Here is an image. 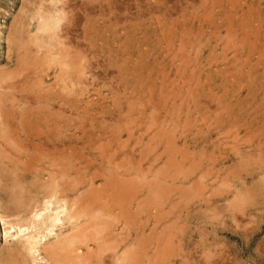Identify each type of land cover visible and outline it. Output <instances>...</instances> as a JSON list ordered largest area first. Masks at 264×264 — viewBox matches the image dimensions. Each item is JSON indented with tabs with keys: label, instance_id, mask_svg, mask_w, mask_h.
<instances>
[{
	"label": "rangeland",
	"instance_id": "obj_1",
	"mask_svg": "<svg viewBox=\"0 0 264 264\" xmlns=\"http://www.w3.org/2000/svg\"><path fill=\"white\" fill-rule=\"evenodd\" d=\"M47 16L60 23L48 34ZM0 97V264H34L17 228L53 181L59 201L35 223L58 210L64 224L42 246L75 236L83 264H264V0H0ZM19 118L23 137L56 138L55 153L26 142L17 161ZM39 224L29 233L45 234Z\"/></svg>",
	"mask_w": 264,
	"mask_h": 264
},
{
	"label": "bare ground",
	"instance_id": "obj_2",
	"mask_svg": "<svg viewBox=\"0 0 264 264\" xmlns=\"http://www.w3.org/2000/svg\"><path fill=\"white\" fill-rule=\"evenodd\" d=\"M105 1H107V0H105ZM138 1V0H137ZM51 2H52V0H51ZM56 2V1H55ZM58 3V2H57ZM163 3V2H162ZM56 4V3H55ZM100 5H101V3H100ZM100 5H98L99 7H101ZM109 5V4H108ZM140 5V4H139ZM143 5V4H142ZM164 5V4H163ZM52 6V5H51ZM138 6V5H137ZM52 7H55V6H52ZM57 7V6H56ZM98 7V10L100 9ZM38 8V7H37ZM36 8V9H37ZM39 9V8H38ZM44 9V8H43ZM47 9V8H46ZM46 9H44V11H46ZM55 9V8H54ZM107 9V8H106ZM42 10V9H41ZM40 10V11H41ZM49 10V9H48ZM47 10V11H48ZM59 10H62V9H59ZM63 10H65V9H63ZM102 10V9H101ZM38 11V10H37ZM46 11V12H47ZM52 11V10H51ZM107 11H108V13H109V7H108V9H107ZM128 11V10H127ZM153 11V10H152ZM39 12V11H38ZM62 12V11H61ZM88 12V11H87ZM87 12H86V9H85V13L87 14ZM103 12V11H102ZM41 13H43V12H41ZM51 13H53V12H51ZM57 13V12H56ZM56 13H55V15H56ZM70 13V12H69ZM89 13V12H88ZM132 13V12H131ZM37 14V13H36ZM47 14H49V13H47ZM59 14V13H58ZM64 14V13H63ZM99 14V13H98ZM31 15V14H30ZM35 15V14H34ZM45 15V14H44ZM41 16V15H40ZM39 16V17H40ZM46 16V15H45ZM57 16V15H56ZM56 16H54V17H56ZM58 16H60V14L58 15ZM87 16H88V14H87ZM98 16H100V14L98 15ZM31 17V16H30ZM34 17V16H33ZM37 17V16H36ZM48 17L49 16H47V18H46V20H45V18H44V20H43V17L41 18L42 20H43V22L41 23V25L39 26V30L40 31H46V33H47V30H49L48 31V33L51 31V29H53L54 27H55V25L56 24H59L60 25V23H58V19L57 18H51V20H50V18L48 19ZM65 16H63V18H64ZM89 17H91V16H89ZM101 18H104V13H103V17L102 16H100ZM109 17V16H108ZM126 17H127V14H126ZM125 17V18H126ZM32 18V17H31ZM30 18V19H31ZM60 18V17H59ZM96 18H98V17H96ZM128 18V17H127ZM126 18V19H127ZM35 19V18H34ZM40 19V18H39ZM40 19V20H41ZM88 19V18H87ZM93 19H95V18H93ZM114 19V18H113ZM27 20H29V19H27ZM38 21V22H41V21ZM61 20H63L62 18H61ZM61 20H59V21H61ZM104 20V19H103ZM110 20V19H109ZM125 20V19H124ZM123 20V21H124ZM128 20V19H127ZM34 21V20H33ZM89 21V20H88ZM91 21V20H90ZM98 21H99V19H98ZM108 21V20H107ZM117 21H120V18H119V20H118V18H117ZM29 23V22H28ZM31 23V22H30ZM35 23H37V21L35 22ZM87 23V22H86ZM94 23V22H93ZM95 23H97V22H95ZM100 23H102V21L100 22ZM105 23V22H104ZM119 23V22H118ZM124 23H126V20L124 21ZM123 23V24H124ZM63 24V23H62ZM65 24V23H64ZM89 24H92V23H89ZM59 25H57V26H59ZM86 25V24H85ZM102 25V24H101ZM104 25V24H103ZM32 26V25H31ZM35 26V25H34ZM69 26V25H68ZM87 26V25H86ZM92 26V25H91ZM90 26V27H91ZM98 26V25H97ZM123 26V25H122ZM36 27V26H35ZM34 27V28H35ZM89 27V26H88ZM61 28V27H60ZM83 28H86V27H83ZM92 28V27H91ZM96 28V27H95ZM98 28V27H97ZM96 28V29H97ZM56 29H58L57 27H56ZM65 29V28H64ZM15 30H17V26H16V29ZM87 30V29H86ZM92 30H93V28H92ZM28 31V30H27ZM32 31V30H31ZM34 31V30H33ZM32 31V32H33ZM40 31H38V32H40ZM54 31V30H53ZM53 31H52V33H53ZM56 32H57V30H55ZM85 31V30H84ZM31 32V33H32ZM89 32H90V30H89ZM12 33V32H11ZM45 33V32H44ZM47 33V34H48ZM52 33H51V35H52ZM28 34H29V32H28ZM34 34V33H33ZM54 34V33H53ZM56 34V33H55ZM94 34V33H93ZM41 35V34H40ZM40 35H39V37H40ZM46 35V34H45ZM57 35H58V33H57ZM85 35H87V33L85 34ZM29 36V35H28ZM34 36H35V34H34ZM42 36V35H41ZM88 36V35H87ZM93 36V35H92ZM36 37H38V36H36ZM49 37V36H48ZM47 37V35H46V38H48ZM55 37V36H54ZM11 38V37H10ZM45 38V37H44ZM51 38V37H50ZM53 38V37H52ZM62 38V37H61ZM90 38V37H89ZM94 38V37H93ZM92 38V39H93ZM13 39V38H12ZM54 39V38H53ZM55 39H56V37H55ZM96 39V38H95ZM44 40V39H43ZM51 40V39H50ZM62 40V39H61ZM60 40V41H61ZM86 41H88L87 40V38H86ZM53 42V41H52ZM56 42V41H55ZM34 43V42H33ZM38 43V42H37ZM62 43V42H61ZM91 43H92V40H91ZM8 44V43H7ZM14 44V43H13ZM39 44V43H38ZM17 45V44H16ZM93 45V44H92ZM10 46H11V44H10ZM14 46V45H13ZM64 46V45H63ZM74 46V45H73ZM9 47V46H8ZM35 48V47H34ZM64 49V48H63ZM80 49V48H79ZM120 49H121V47H120ZM58 51H59V49H57ZM98 51V50H97ZM11 52V51H10ZM16 52V51H15ZM57 52V51H56ZM64 52V51H63ZM85 52V51H84ZM90 52V51H89ZM106 52V51H105ZM8 55H10V54H8ZM55 56V55H54ZM11 57V56H10ZM112 57V56H111ZM16 58V57H15ZM20 58V57H19ZM8 59V58H7ZM81 59V58H80ZM109 59V58H108ZM64 60H66V59H64ZM109 60H111V59H109ZM123 60H125V59H123ZM18 61V60H17ZM11 62V61H10ZM111 62V61H110ZM109 62V63H110ZM16 63V62H15ZM69 63V62H68ZM71 63V62H70ZM82 63V62H81ZM108 63V64H109ZM127 63V62H126ZM73 64V63H72ZM86 64V63H85ZM113 64H115L114 62H113ZM117 64V63H116ZM74 65H78V64H74ZM111 65V64H110ZM62 66V65H61ZM65 66V65H64ZM63 67V66H62ZM66 67V66H65ZM78 67L80 68V66L78 65ZM88 67V66H87ZM120 67V66H119ZM122 67H124L125 68V66L123 65ZM133 68V67H132ZM88 69V68H87ZM90 69V68H89ZM121 70V69H120ZM123 70V69H122ZM78 71V70H77ZM82 71V70H81ZM5 72V71H4ZM66 72V71H65ZM67 73V72H66ZM2 74V73H1ZM4 75V74H3ZM2 75V76H3ZM7 75H9V74H7ZM12 75V74H11ZM13 76V75H12ZM27 76V75H26ZM69 79H70V76H67ZM80 77V76H79ZM5 78V77H4ZM121 78V77H120ZM37 79V78H36ZM39 79V78H38ZM73 79V78H72ZM32 80V79H31ZM77 80H79V79H77ZM10 81V80H9ZM72 81V80H71ZM70 81V82H71ZM2 82V81H1ZM19 81H17V83H18ZM24 82V81H23ZM39 82V81H38ZM43 82V81H42ZM60 82V81H59ZM78 82V81H77ZM32 83V82H31ZM74 83V82H73ZM80 83V82H79ZM7 85H8V83H6ZM30 84V83H29ZM33 84H34V82H33ZM63 84V83H62ZM74 84H76V83H74ZM4 85V84H3ZM13 85V84H12ZM71 85H72V82H71ZM85 85V84H84ZM25 86V85H24ZM62 86V85H61ZM81 86V85H80ZM79 85L78 86H76L77 87V90H78V87H80ZM1 87H2V85H1ZM31 87H33V86H31ZM71 87V86H70ZM75 87V88H76ZM87 87V86H86ZM85 87V88H86ZM30 88V87H29ZM62 88V87H61ZM11 89V88H10ZM16 89H17V87H16ZM28 89V88H27ZM37 89H39V88H37ZM37 89H35V90H37ZM42 89V88H41ZM70 89V88H69ZM68 89V90H69ZM72 89V88H71ZM81 89H83V88H81ZM24 90V89H23ZM22 90V91H23ZM61 90V89H60ZM73 90V89H72ZM2 91H3V89H2ZM16 91V90H15ZM25 91V90H24ZM23 91V92H24ZM29 91V90H28ZM32 91V90H31ZM42 91V90H41ZM62 91V90H61ZM6 92V91H5ZM11 92H13V91H11ZM18 92V91H17ZM33 92V91H32ZM53 92V91H52ZM51 92V93H52ZM57 92V91H56ZM74 92V91H73ZM76 92V91H75ZM78 92V91H77ZM83 92V91H82ZM88 92V91H87ZM28 93H30V91L28 92ZM34 93V92H33ZM33 93H32V97L34 96V95H38V93L36 92V94L34 93V95H33ZM41 93V92H40ZM39 93V94H40ZM54 93V92H53ZM89 93L90 92H88V95H89ZM20 94H21V92H20ZM49 94V93H48ZM48 94H46L47 96H48ZM59 93L57 92V95H58ZM64 94V93H63ZM78 94V93H77ZM84 94V93H83ZM43 95V93L41 94V96ZM53 95V94H52ZM56 95V94H55ZM65 95H67L68 97H72L73 95H71V96H69L68 94H64V96ZM5 96V95H4ZM18 96V95H17ZM59 97L61 96V95H58ZM57 96V98H59ZM7 97V96H6ZM13 97V96H12ZM16 97V96H15ZM20 97H23V96H20ZM38 97H40V96H38ZM46 97V96H45ZM48 97H52V96H48ZM47 97V98H48ZM67 97V98H68ZM75 97V96H74ZM101 96H99V98H100ZM1 99H0V124L3 126V125H6V124H8V118H6V116L4 115V113H1V112H3L2 110H3V100H2V97H0ZM8 98V97H7ZM19 98V97H18ZM33 98H35V96L33 97ZM53 98V97H52ZM63 98V96H61V99ZM65 98V100H66V97H64ZM78 98V97H77ZM104 98H106V96L104 97ZM9 99V98H8ZM46 99V98H45ZM69 99V98H68ZM72 99H74V100H77V99H75V98H73L72 97ZM102 99V98H101ZM100 99V100H101ZM14 100V99H13ZM22 100V99H21ZM51 100V99H50ZM71 100V99H70ZM69 100V101H70ZM73 100V101H74ZM79 100V99H78ZM95 100H97V98L95 99ZM26 101H28V100H26ZM59 101V100H58ZM63 101V100H62ZM68 101V100H67ZM83 101V100H82ZM201 101V100H200ZM21 103H22V101H20ZM35 102V101H34ZM87 102V101H86ZM90 102V101H89ZM99 102H101V101H99ZM99 102H97V105H98V103ZM9 103V102H8ZM25 103V102H24ZM35 103H39V102H35ZM66 103V102H65ZM91 103V102H90ZM41 103H39V105H40ZM45 104V103H44ZM48 104V103H47ZM52 104H54V103H52ZM67 104H68V102H67ZM75 104H77V103H75ZM79 104V103H78ZM106 104V103H105ZM131 104V103H130ZM10 105V104H9ZM23 105V104H22ZM36 105V104H35ZM46 105V104H45ZM55 105V104H54ZM58 105V104H57ZM65 104H63V106H64ZM71 105H72V103H71ZM70 105V106H71ZM89 105V104H88ZM100 105V104H99ZM98 105V106H99ZM104 105V103H102V106ZM25 106H26V104H25ZM42 106V105H41ZM40 106V107H41ZM77 106V105H76ZM80 106H81V104H80ZM106 106V105H105ZM9 107V106H8ZM48 107H50V106H48ZM73 107H74V105H73ZM93 107V106H92ZM91 107V108H92ZM100 107V106H99ZM109 107V106H108ZM207 107V106H206ZM28 108V107H27ZM37 108H39V106L37 107ZM61 108V107H60ZM64 108H67V107H65L64 106ZM75 108V107H74ZM73 108V109H74ZM87 108H88V106H87ZM22 109V108H21ZM29 109H30V107H29ZM28 109V110H29ZM58 109V108H57ZM78 109V108H77ZM34 110V109H33ZM37 110H39V109H36V111ZM52 111V110H54V109H49V111ZM64 110V109H63ZM93 110V109H92ZM99 110V109H98ZM9 111V110H8ZM21 111V110H20ZM45 111H46V109H45ZM55 111H56V113H57V111H59V110H56L55 109ZM70 111V110H69ZM90 111V110H89ZM35 112V111H34ZM40 112H41V109H40ZM54 112V111H53ZM60 112V111H59ZM71 112V111H70ZM82 112H83V110H82ZM101 112H102V107H101ZM20 113V112H19ZM24 113H26V112H24ZM24 113H21V114H24ZM31 113V112H30ZM49 113V112H48ZM52 113V112H51ZM74 113V112H73ZM78 113H80V112H78ZM3 114V115H2ZM13 114V113H12ZM18 114V113H17ZM33 114V113H32ZM37 114V113H36ZM58 114V113H57ZM64 114V113H63ZM86 114H87V112H86ZM116 114V113H115ZM26 115V114H25ZM39 115V114H38ZM49 115H51V114H49ZM53 115H55V114H53ZM69 115V114H68ZM72 115V114H71ZM82 115H84V114H82ZM88 115H89V113H88ZM24 116V115H23ZM65 116V115H64ZM116 116V115H115ZM8 117V116H7ZM37 117V116H36ZM35 117V118H36ZM44 117V116H43ZM69 117V116H68ZM73 117V116H72ZM79 117H81V116H79ZM84 117V116H83ZM86 117V116H85ZM84 117V118H85ZM90 117V116H89ZM88 117V119H90ZM91 117H92V114H91ZM11 118H13V116L11 117ZM33 118V117H32ZM39 118V117H38ZM55 118V117H54ZM24 119V118H23ZM81 119V118H80ZM79 119V120H80ZM95 119H96V115H95ZM59 120V119H58ZM67 120V119H66ZM79 120H77V121H79ZM91 120V119H90ZM116 120V119H115ZM3 121V122H2ZM11 121V120H10ZM24 121V120H23ZM23 121H22V118H19L18 119V122H17V126H16V128L18 129V136H17V138H16V144L18 145V147H19V152L16 154V155H14V157H16V159H17V161H20L21 160V158L24 156V150H25V148H24V146L23 145H26V142L28 143V142H30L33 146H32V150L34 151V152H36V153H38V154H41L43 151H47V147H48V145L50 144L51 145V149H52V152L53 153H55V151H53V150H56V144H57V139L56 138H41V137H36V136H25V134H24V136L25 137H23L22 136V132H23ZM72 121V120H71ZM83 121H88V120H83ZM82 121V122H83ZM97 121V120H96ZM42 122V121H41ZM67 122H68V120H67ZM12 123V122H11ZM36 123V122H35ZM47 123V122H46ZM52 123H53V121H52ZM60 123V122H59ZM13 124V123H12ZM15 124V123H14ZM26 124H27V122H26ZM45 124V123H44ZM49 124V123H48ZM51 124V123H50ZM55 124H56V121H55ZM76 124H77V122H76ZM75 124V125H76ZM78 124H80V122L78 123ZM90 124V121H89V123H88V125ZM94 124V123H93ZM0 125V127H2ZM10 125V124H9ZM46 126V125H45ZM48 126V125H47ZM50 126V125H49ZM63 126V125H62ZM115 126H116V124H115ZM13 127H15V126H13ZM76 127V126H75ZM83 127V126H82ZM81 127V128H82ZM42 128V127H41ZM3 129V128H2ZM48 129V128H47ZM56 129V128H55ZM83 129V128H82ZM46 130V129H45ZM52 130V129H51ZM74 130V129H73ZM86 131H87V129H85ZM2 131V130H1ZM50 130H48V132H49ZM65 131V130H64ZM69 131V130H68ZM81 131V130H80ZM84 131V130H83ZM4 132V131H3ZM71 132V131H70ZM73 132V131H72ZM85 132V131H84ZM13 133V132H12ZM17 133V132H16ZM40 133V132H39ZM42 133V132H41ZM52 133H53V131H52ZM51 133V134H52ZM58 133V132H57ZM61 133V132H60ZM65 133H66V131H65ZM69 133V132H68ZM130 133V132H129ZM62 134V133H61ZM131 134V133H130ZM7 135V134H6ZM13 135V134H12ZM11 135V136H12ZM45 136L47 135V134H44ZM66 135V134H65ZM69 135V134H68ZM86 135V133H84V135L83 136H85ZM48 136V135H47ZM76 136H78V133H77V135ZM3 137H5V135L3 136ZM14 137H15V135H14ZM50 137V136H49ZM55 137V136H54ZM68 137V136H67ZM74 137V136H73ZM79 138H80V136H78ZM63 138V137H62ZM81 138H83V137H81ZM80 138V139H81ZM98 138V137H97ZM96 138V139H97ZM84 139V138H83ZM83 139H82V141H83ZM66 140H67V138H66ZM68 140H69V137H68ZM75 140V139H74ZM79 140V139H78ZM107 141V140H106ZM25 142V143H24ZM59 142L61 143V153H62V155L66 158V160H70V157L72 156V150H71V148H70V146L68 147V144H66L62 139H59ZM76 142H78V141H76ZM29 143V144H30ZM107 144V143H106ZM69 145H71V143H69ZM99 145V144H98ZM105 144H103V146H104ZM108 145V144H107ZM1 146V145H0ZM9 146V145H8ZM31 146V145H30ZM77 146V145H76ZM79 146V145H78ZM102 146V147H103ZM121 146V145H120ZM123 146V145H122ZM14 147H15V145H14ZM27 147V146H26ZM72 147L74 148V146L72 145ZM101 147V146H100ZM28 149H29V147H27ZM104 148H105V146H104ZM76 149V148H75ZM85 150V149H84ZM107 150V149H106ZM10 151V150H9ZM12 151V150H11ZM74 151V150H73ZM77 151V150H76ZM15 152V151H14ZM86 152V151H85ZM27 153V152H26ZM36 153H34V155H36ZM8 154V153H7ZM15 154V153H14ZM79 154H81V153H79ZM33 154H31L29 157L31 158V159H34L36 156H34ZM52 155V154H51ZM85 155V154H84ZM7 156V155H6ZM27 156V155H26ZM81 156V155H80ZM51 157V156H50ZM59 157V156H58ZM79 157V156H78ZM86 157V156H85ZM84 157V159H86ZM5 158V157H4ZM11 159V158H10ZM77 159V158H76ZM8 160V159H7ZM16 161V162H17ZM22 161H23V159H22ZM29 161V160H28ZM56 161V160H55ZM79 161V160H78ZM8 162H10V161H8ZM79 162H81V161H79ZM71 163V162H70ZM116 163V162H115ZM12 164V163H11ZM78 164V163H77ZM80 164V163H79ZM86 164V163H85ZM59 165V164H58ZM89 165V164H88ZM88 165H87V168L86 169H88ZM5 167H7V164L6 165H4ZM16 166V165H15ZM28 166H29V164H28ZM73 166V165H72ZM79 166V165H78ZM82 166V165H81ZM12 167H13V165H12ZM11 167V168H12ZM17 167V166H16ZM54 167H55V165H54ZM75 167V166H74ZM83 168L84 167H86V166H82ZM90 167V166H89ZM13 168H15V167H13ZM29 168H30V166H29ZM80 168V167H79ZM78 168V169H79ZM20 169V168H19ZM31 169V168H30ZM32 169H34V168H32ZM60 169V168H59ZM72 169V168H71ZM77 169V170H78ZM11 170V169H10ZM17 170V169H16ZM28 170V169H27ZM27 170H24V171H27ZM77 170H75L76 171V173L75 174H78L79 172L77 171ZM81 170V169H80ZM38 171V170H37ZM36 171V172H37ZM60 171V170H59ZM82 171V170H81ZM86 172H87V170H85ZM89 171V170H88ZM14 172H16V171H14ZM21 172H23V170H21ZM30 172V171H29ZM40 172V171H39ZM38 173V172H37ZM62 173V172H61ZM67 173V172H66ZM23 174V173H22ZM25 174V173H24ZM33 174V173H32ZM47 174V173H46ZM68 174H69V172H68ZM84 175L86 174V173H83ZM42 175V174H41ZM45 175V174H44ZM54 175V174H53ZM24 176V175H23ZM49 176V175H48ZM57 176V175H56ZM78 175H76V177H77ZM22 177V176H21ZM25 177V176H24ZM46 177V176H45ZM74 177H75V175H74ZM73 177V180L75 179V181L74 182H76V178H74ZM86 177V176H85ZM54 178V177H53ZM56 178V177H55ZM78 178V177H77ZM84 178V177H83ZM83 178L81 179L82 180V184L84 185V183H83ZM22 179H23V177H22ZM40 179V178H39ZM42 179V178H41ZM40 179V180H41ZM65 179H67L66 177H65ZM27 180V179H26ZM32 180V179H31ZM59 180V179H58ZM78 180H79V178H78ZM86 180V179H85ZM44 181H45V179H44ZM59 181H62L61 180V178H60V180ZM66 181V180H65ZM36 182V181H35ZM68 182V181H67ZM66 182V183H67ZM70 182V181H69ZM74 182H73V185H74ZM34 183V182H33ZM43 183V182H42ZM50 183V182H49ZM52 183V182H51ZM57 183V182H56ZM56 183L53 181V187L50 189V194L49 195H47V196H45L43 193V196H45V197H43V198H45L44 199V201H42V203H40L39 202V204L38 205H36L37 206V208H36V206L35 207H33L32 209H34L31 213V216H30V219L28 220V218H27V220L26 219H23V220H26L27 221V226L26 227H24L23 229H22V227L20 226V225H23V224H21L20 223V225H19V227L17 228V231L19 232V233H21L22 234V232L23 231H25V230H27V233L26 234H23V235H20V236H22V237H24V240H23V242H25L26 244H25V250H26V253H27V255H29L31 258V261L34 263V264H45V262H49L48 264H83V255H82V253H79V248L77 247V246H73V243H74V239L76 238L75 236H66V237H64V239L62 238L61 240H59L58 241V244H56V245H51V246H49V247H46V246H42L43 244H44V242H45V237L46 238H48L47 236H51V234H52V232L51 231H53L52 229L54 228V227H57L58 226V222H60L61 224H64L61 220H62V218H61V220H60V217H59V211L57 210V211H53V212H51L50 214H48L47 216H44L45 218H41V221L38 223L39 225H41V227H42V225H45V234H42V236H36V235H34V234H30L29 233V231H31V229H34L38 224H36L35 223V221L36 220H39V218H40V215H41V211H43L44 209H46V207H44L45 205H48L50 202H51V199L52 198H56V200L57 201H59L58 200V198L56 197V190H55V187H54V185H56ZM62 184H64L63 182H61ZM60 183V184H61ZM81 183V182H80ZM85 183H86V181H85ZM35 184V183H34ZM39 184V183H38ZM45 184V183H44ZM58 184V183H57ZM68 184V185H67ZM66 185L67 186H69L70 184H71V182L70 183H67ZM81 184V185H82ZM65 185V184H64ZM63 185V186H64ZM77 185V184H76ZM87 185V184H86ZM33 186V185H32ZM37 186V185H36ZM40 186V185H39ZM50 186V185H49ZM59 186V185H58ZM71 186V185H70ZM78 186V185H77ZM38 187V186H37ZM73 187V186H72ZM44 188V187H43ZM47 188V187H46ZM70 188V187H69ZM74 188V187H73ZM77 189V188H76ZM37 190V189H36ZM35 190V191H36ZM47 190H49V189H47ZM65 190V189H64ZM41 191V190H40ZM58 191H60V189H58ZM73 191H76V190H72V192ZM39 192V191H38ZM48 192V191H47ZM66 192V190L64 191V193L63 194H61V195H59V197L61 198V201L62 200H64L63 202H64V204H65V208L62 206V211L61 212H64L65 213V215H66V217L64 218V221H73L72 219H75V217L77 218V216H74L73 214H75L73 211L75 210L74 208L75 207H73L72 208V213H71V211H70V208H71V205L73 204L72 202V204L70 203V200H67L66 198L64 199V197H67L68 195H69V193H65ZM69 192H71V191H69ZM36 193V192H35ZM61 193V192H60ZM74 194V193H73ZM35 195V194H34ZM75 195V194H74ZM38 196H39V194H38ZM73 197V196H72ZM39 199V198H38ZM72 199V198H71ZM18 200V199H17ZM33 200H34V198H33ZM41 200V199H40ZM38 201V200H37ZM75 202H76V199L74 200ZM73 201V202H74ZM20 202V201H19ZM36 203V202H35ZM38 203V202H37ZM56 203H58V202H56ZM17 204H20V203H18L17 202ZM77 204V203H76ZM22 205V204H21ZM27 205V204H26ZM50 205V204H49ZM18 206V205H17ZM73 206H75V204L73 205ZM20 207H22V206H19V208ZM29 207H31L30 206V204H29ZM4 208V207H3ZM23 208V207H22ZM25 208H26V206H25ZM24 209V208H23ZM27 209V208H26ZM13 210V209H12ZM13 211H15V210H13ZM29 212H30V210H28ZM28 211H26L27 213H28ZM77 211V210H76ZM21 213H23V211L21 212ZM27 213H25V214H27ZM13 214V213H12ZM15 214V213H14ZM29 215V214H28ZM17 216H18V213H17ZM20 216V215H19ZM25 216V215H24ZM32 219V220H31ZM19 220H21V218L19 219ZM23 220H21L22 221V223H23ZM76 221V220H75ZM16 223V222H15ZM14 224V223H13ZM19 224V223H18ZM72 224V223H71ZM17 225V224H16ZM73 225V224H72ZM71 225V226H72ZM12 227H15V226H12ZM74 227V226H73ZM77 227V226H76ZM85 228V227H84ZM135 228V227H134ZM30 229V230H29ZM138 229V228H137ZM73 230V229H72ZM83 230V229H82ZM85 230V229H84ZM43 231H44V228H43ZM32 233H33V231H32ZM74 234H75V232H73ZM82 233H85V231H83ZM49 236V237H50ZM60 236V235H59ZM83 236V238H84V235H82ZM81 236V237H82ZM56 237H57V235H56ZM42 238H44V239H42ZM51 239V238H50ZM52 239H53V237H52ZM55 240L57 239V238H54ZM85 239H87L86 237H85ZM20 241V240H19ZM21 242H22V239H21ZM57 242V241H56ZM66 243L67 245V248L66 249H63L62 248V244L63 243ZM19 243V242H18ZM87 243V242H86ZM82 245V244H81ZM88 245V244H87ZM21 246H23V244L21 245ZM21 246H18V248H21ZM47 246H48V244H47ZM17 247V246H16ZM61 247V248H60ZM88 247V246H87ZM89 247H91V245H89ZM96 247H98V246H96ZM65 248V247H64ZM105 248V247H104ZM94 249V248H93ZM99 249V248H98ZM13 250V249H12ZM21 250V249H20ZM19 250V251H20ZM61 250H70L69 252H72V256H68V252L66 253L67 255H63L62 253H61ZM86 250V249H85ZM9 251V250H8ZM11 251V250H10ZM41 251L43 252V256H40V254H41ZM101 251H103V249L101 250ZM15 252V251H14ZM22 251H20V253H21ZM63 252V251H62ZM90 252V251H89ZM89 252H86V253H88L87 255H89L90 253ZM12 253V252H11ZM85 253V252H84ZM83 253V254H84ZM100 252L98 251V254H99ZM23 254V253H22ZM2 255V254H1ZM91 255V254H90ZM90 255H89V257H90ZM20 256H22V255H20ZM24 256V255H23ZM86 256V255H85ZM70 257V258H69ZM4 258V257H3ZM28 257H26V259H27ZM95 258V261H96V263L97 262H99L97 259H96V257H94ZM24 259V258H23ZM22 259V260H23ZM90 259L92 260V257H90ZM91 260H89L88 259V261H90L91 262ZM37 261V262H36ZM29 261H26V263H28ZM2 263V262H1ZM26 263H24V264H26ZM86 263H87V259H86ZM102 263V262H101ZM28 264H32V263H28ZM85 264V263H84ZM93 264H94V262H93Z\"/></svg>",
	"mask_w": 264,
	"mask_h": 264
}]
</instances>
